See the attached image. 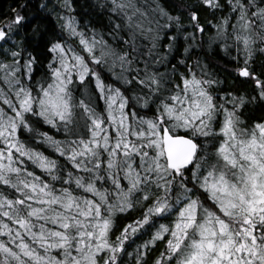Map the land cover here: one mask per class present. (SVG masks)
I'll list each match as a JSON object with an SVG mask.
<instances>
[{"label": "snow or ice", "instance_id": "obj_1", "mask_svg": "<svg viewBox=\"0 0 264 264\" xmlns=\"http://www.w3.org/2000/svg\"><path fill=\"white\" fill-rule=\"evenodd\" d=\"M28 6L0 18V264H264V0H42L58 33Z\"/></svg>", "mask_w": 264, "mask_h": 264}, {"label": "trees", "instance_id": "obj_2", "mask_svg": "<svg viewBox=\"0 0 264 264\" xmlns=\"http://www.w3.org/2000/svg\"><path fill=\"white\" fill-rule=\"evenodd\" d=\"M41 2L42 0H29V6L25 10L26 15H28L30 18L37 19V22H40L42 20L46 27L58 33L59 27L57 25L56 18L54 16H48L43 11V9L39 8V4ZM96 3L97 0H77V14L82 18L84 22H87L88 20H92L93 22L97 21L98 17L96 15V10L91 7ZM17 4L18 0H0V18H5L13 15L12 9L16 7ZM81 5L83 7H80ZM216 59L220 60V57L217 56ZM241 87L245 86L242 85ZM260 114L261 113L259 110L253 113L254 116H258Z\"/></svg>", "mask_w": 264, "mask_h": 264}]
</instances>
